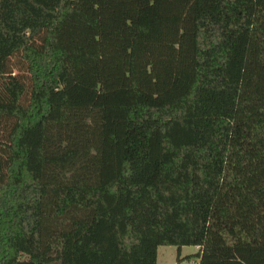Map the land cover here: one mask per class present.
<instances>
[{
    "label": "trees",
    "instance_id": "1",
    "mask_svg": "<svg viewBox=\"0 0 264 264\" xmlns=\"http://www.w3.org/2000/svg\"><path fill=\"white\" fill-rule=\"evenodd\" d=\"M159 246L264 264V0H0V264Z\"/></svg>",
    "mask_w": 264,
    "mask_h": 264
},
{
    "label": "rangeland",
    "instance_id": "2",
    "mask_svg": "<svg viewBox=\"0 0 264 264\" xmlns=\"http://www.w3.org/2000/svg\"><path fill=\"white\" fill-rule=\"evenodd\" d=\"M197 251L198 249L192 246L182 247L180 251L175 246H159L157 248L156 264H198V260L195 258L185 259L194 255ZM23 261L25 259L20 260V262Z\"/></svg>",
    "mask_w": 264,
    "mask_h": 264
},
{
    "label": "water",
    "instance_id": "3",
    "mask_svg": "<svg viewBox=\"0 0 264 264\" xmlns=\"http://www.w3.org/2000/svg\"><path fill=\"white\" fill-rule=\"evenodd\" d=\"M17 264H32V263L23 261V262H18Z\"/></svg>",
    "mask_w": 264,
    "mask_h": 264
},
{
    "label": "crops",
    "instance_id": "4",
    "mask_svg": "<svg viewBox=\"0 0 264 264\" xmlns=\"http://www.w3.org/2000/svg\"><path fill=\"white\" fill-rule=\"evenodd\" d=\"M195 249H197V248H195Z\"/></svg>",
    "mask_w": 264,
    "mask_h": 264
}]
</instances>
